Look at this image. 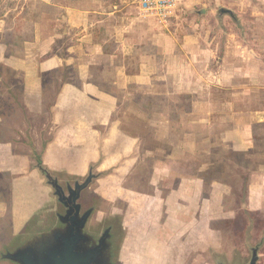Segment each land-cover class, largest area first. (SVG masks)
I'll use <instances>...</instances> for the list:
<instances>
[{"label":"crops","instance_id":"1","mask_svg":"<svg viewBox=\"0 0 264 264\" xmlns=\"http://www.w3.org/2000/svg\"><path fill=\"white\" fill-rule=\"evenodd\" d=\"M14 1L39 6L34 11L37 18L18 35L22 59L8 48L15 41H5L11 39V28L4 17L0 19V66L20 80L25 113L17 126L0 117V136L4 129L9 132L8 138L0 140V249L9 247L53 203L50 189L32 169L34 151L50 173L67 179H83L91 165L99 164L97 171L107 176L95 182L92 194L105 205L126 206L116 211L123 216L126 229L142 232L143 237L151 232L152 237L175 239L167 248L207 250L202 246H207L213 219L209 218L203 175L210 158L247 176L245 202H237V210L264 212V105L255 107L250 99L253 88L225 102L223 91L235 87L223 88L216 76L209 81L198 77L201 86L192 85L191 66L173 70L183 57L164 50L168 55L165 67L174 80L179 78V92L194 102L178 112L176 119L161 120L155 112L160 107L144 99L157 96L162 84L157 81L159 68L138 47L136 37L122 33L120 14L125 2L103 13L94 7L95 0L87 1L91 9H81L76 1L68 6L63 0ZM22 12L23 6L18 14ZM114 14L118 18L112 25L98 26L105 16L109 19ZM143 25L152 40L158 41L157 30L149 23ZM227 68L229 72L222 71L228 74L226 80L236 72L234 67ZM13 88L9 86L6 92L14 93ZM140 96L144 100L138 101ZM243 96L249 98L246 105ZM146 109L156 115L150 116ZM25 131L35 134L31 142L25 139ZM209 142L212 152L205 153ZM223 150L234 159H224ZM139 181L144 185L136 186ZM210 187L211 197L221 207L229 185L213 181ZM185 238L187 243H182ZM140 250L147 254L149 249ZM162 250L163 260L170 249Z\"/></svg>","mask_w":264,"mask_h":264},{"label":"rangeland","instance_id":"2","mask_svg":"<svg viewBox=\"0 0 264 264\" xmlns=\"http://www.w3.org/2000/svg\"><path fill=\"white\" fill-rule=\"evenodd\" d=\"M71 1L79 2L81 9H91L87 3L89 0H63V3L68 6L71 5ZM95 1H97V6L94 7L101 9L103 13L109 11L111 9L110 6L125 2L123 3L125 9L120 14L123 18L120 21V25L122 23L125 28L122 33L130 37H136L138 47L146 55L153 57L159 68L157 81L162 84L158 85L159 88L157 87V96L154 98L144 97V99H148L160 107L155 112L158 113L161 120L166 118L176 119L178 112H181L194 102L193 98L179 92V78L174 80L171 77L173 73L169 72L168 66L165 67L168 55L164 50L172 52L173 55L183 57L182 62L173 70L178 71L187 65L191 66L192 85L201 86V80L198 77H204L205 80L209 81L211 76H216V81H223L220 85L223 88H236L232 91H223L224 101H230L236 95H239L238 93L243 94L247 92V88H253L255 93L250 99H254L255 107L264 105V81L262 78L264 75V0H180L176 17L171 19L166 27L152 20L140 18L132 0ZM22 6L24 12L18 14ZM38 6V3L23 4V2L18 3L14 0H0V19L4 17L3 19L11 28V39H6L5 41L10 43L15 41L14 46L8 48L19 56L17 57L19 59H22L20 58L22 57V46L18 43V35H20L22 27H30L34 19L37 18L38 15L34 11H37L35 8ZM220 8L233 12L238 23H235L229 16H225L222 21H218L217 11ZM9 9L16 11L12 10L10 14L5 15ZM200 10L205 11V14L199 18L196 13ZM116 16L118 14H114L109 19L108 16H105L106 20H104V23L98 26L112 25L113 20L118 18ZM102 19L104 18L102 17ZM148 23L150 27H154L157 30L158 41L152 40V34L145 29L143 24ZM26 31L28 32V30ZM209 54H211V57L208 56ZM218 55L220 56L219 59ZM203 56L208 57L204 58ZM221 58L223 59L221 60ZM29 66L32 67L31 65ZM227 66L234 67L235 69H233L236 72L229 75L232 77L226 80L225 78L228 74L225 72H229ZM12 76L11 72L0 66V117L6 118V120L17 126L23 121L25 113L21 106V96H19L21 82ZM248 81L251 82L248 83ZM9 86L14 87V93L11 90L8 93L6 92V88H9ZM210 89H213V87L210 86ZM233 91H236V94ZM232 95L234 96L232 97ZM138 98V101H142L141 98L143 99L142 96ZM248 99L247 96H243V104L246 105ZM147 112L150 113V116L155 113L152 110H147ZM41 122H46L45 117L41 119ZM28 125L34 130V125ZM1 132L0 140L8 138L9 132L7 130L4 129ZM25 134L27 141H30L31 137L35 136V134H28L26 131ZM212 139H214V136ZM149 144L151 147L152 144ZM207 144V146H211V142ZM217 150L219 148L215 151ZM209 152H212V146L205 151V153ZM223 156L224 159L226 157L234 159V156L226 150H223ZM38 157L40 155L34 151L32 160ZM214 161L215 158L209 159V169L203 175L205 178L204 196L209 199L208 213L209 218L213 219L208 225L207 246H202V249L207 250L196 252L189 247L184 250L167 248V244L173 245L175 239H167L165 236L152 237L151 232H148L150 234L149 237H143L142 232L136 234L135 230L126 229L121 221L123 216L116 214V211L125 210L126 206L105 205L101 198L91 194L92 187L85 196L90 199L89 205L96 204L97 212L93 215L88 230L97 236L105 227L113 226L114 242L116 249H119L117 264H214L211 257L212 253L224 256L229 263L232 261L234 254H239L243 260H246L248 258L246 249L258 245L260 241H264V212L251 214L242 209L237 210V202H240V204L245 202L247 176L234 172L232 169H226V162L220 164ZM240 164L244 165V162L240 161ZM57 176L63 177V175ZM142 177H146V175ZM213 181L229 185V187L225 188L227 195L223 197L221 207L220 205L216 206L215 198L211 197L210 186ZM135 184L138 187L139 185H144L142 181L135 182ZM92 186L93 188L96 187L97 183ZM220 208L225 213H221ZM46 209H48L46 213H39L41 215L38 220L45 221L49 218L53 220L54 214L63 210L60 205L56 204L53 206V203L47 206ZM233 211L235 212L233 213ZM18 241L19 238L17 237L12 240V244L9 247L0 249V256L5 251L12 250L14 244ZM176 241H179V239H176ZM194 241L196 242L195 238H193V243ZM203 241L204 239L202 238V243ZM161 242H164L166 247ZM181 242L187 243V238L181 239ZM140 249L149 250L147 254H144ZM162 249H170L167 258L163 260L160 256L164 251ZM261 249L262 258L259 264H264V243ZM0 264L7 263L0 260Z\"/></svg>","mask_w":264,"mask_h":264},{"label":"water","instance_id":"3","mask_svg":"<svg viewBox=\"0 0 264 264\" xmlns=\"http://www.w3.org/2000/svg\"><path fill=\"white\" fill-rule=\"evenodd\" d=\"M196 14L200 18L205 11L200 10ZM225 16L238 23L233 12L220 8L217 11L218 21ZM33 161L32 169L51 191L53 206L60 205L63 210L55 213L53 220L49 218L45 221L38 220V217L48 209L39 212L41 214L31 220L12 250L1 254L0 260L7 264H117L119 249L114 242L113 226L105 227L97 236L88 230L97 207L96 204H88L90 199L85 194L107 173L98 172L99 164H94L83 179H67L50 173L43 166L41 157ZM121 221L125 227L123 218ZM263 243L260 241L258 245L246 249V260L239 254H234L230 263L222 255L212 253L211 257L214 264H259Z\"/></svg>","mask_w":264,"mask_h":264},{"label":"built area","instance_id":"4","mask_svg":"<svg viewBox=\"0 0 264 264\" xmlns=\"http://www.w3.org/2000/svg\"><path fill=\"white\" fill-rule=\"evenodd\" d=\"M180 0H132L140 18L166 27L176 17Z\"/></svg>","mask_w":264,"mask_h":264}]
</instances>
